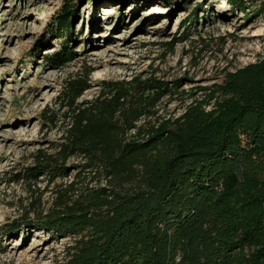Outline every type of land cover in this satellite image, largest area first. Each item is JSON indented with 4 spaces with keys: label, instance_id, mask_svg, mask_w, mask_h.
Listing matches in <instances>:
<instances>
[{
    "label": "trees",
    "instance_id": "16d2710c",
    "mask_svg": "<svg viewBox=\"0 0 264 264\" xmlns=\"http://www.w3.org/2000/svg\"><path fill=\"white\" fill-rule=\"evenodd\" d=\"M253 1L264 22V0ZM72 17L65 8L60 30L72 29ZM72 55L64 48L47 58L58 67ZM90 73L63 83L61 120L42 112L48 126L63 122L61 135L15 181L43 177L55 197L44 214L30 202L17 224L30 215L69 240L54 264H264V56L224 70L170 118L159 108L184 94L179 84L104 81L80 103Z\"/></svg>",
    "mask_w": 264,
    "mask_h": 264
},
{
    "label": "rangeland",
    "instance_id": "374dc122",
    "mask_svg": "<svg viewBox=\"0 0 264 264\" xmlns=\"http://www.w3.org/2000/svg\"><path fill=\"white\" fill-rule=\"evenodd\" d=\"M244 1L245 10L225 0H0V264H54L69 243L30 215V223L17 224L30 202L46 213L55 194L43 177L35 185L15 181L32 154L61 135L63 122L48 126L42 112L61 120L63 83L91 71L80 103L92 100L104 81L136 76L179 84L184 94L162 102L158 112L176 117L189 96L200 98L199 88L220 82L224 70L264 56L263 19L253 14V0ZM65 8L74 12L71 30L57 23ZM64 48L71 60L50 65L47 57Z\"/></svg>",
    "mask_w": 264,
    "mask_h": 264
},
{
    "label": "bare ground",
    "instance_id": "6f19581e",
    "mask_svg": "<svg viewBox=\"0 0 264 264\" xmlns=\"http://www.w3.org/2000/svg\"><path fill=\"white\" fill-rule=\"evenodd\" d=\"M158 11V10H157Z\"/></svg>",
    "mask_w": 264,
    "mask_h": 264
}]
</instances>
